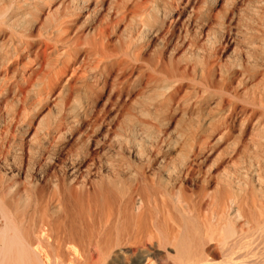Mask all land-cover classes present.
<instances>
[{"label":"rangeland","instance_id":"rangeland-1","mask_svg":"<svg viewBox=\"0 0 264 264\" xmlns=\"http://www.w3.org/2000/svg\"><path fill=\"white\" fill-rule=\"evenodd\" d=\"M137 1L0 0V176L3 182L15 184L12 192L18 199L31 186L34 171L59 177L76 157L84 160L81 170L91 163L96 169L112 163L121 168L132 165L128 169L133 171L140 164L152 176L153 152L167 153L162 163H170L198 149L199 139L211 137L209 163L232 149L237 128L231 139L214 142L202 119L207 110L215 113L219 102L241 109L253 101L245 50L251 0H139L140 5ZM44 43L47 52L40 55L38 66L36 55ZM44 57L47 67L41 66ZM62 63L69 69L61 76L54 74L53 84L45 82L39 90L30 86L32 79L41 77L40 70L54 72ZM72 64L78 65L74 72ZM235 71L245 74L230 77ZM166 72V76L174 74L173 81L163 75ZM67 74L71 82L62 84ZM167 81L174 85H166ZM57 129L62 132L59 136ZM50 152L54 154L47 160Z\"/></svg>","mask_w":264,"mask_h":264},{"label":"bare ground","instance_id":"bare-ground-1","mask_svg":"<svg viewBox=\"0 0 264 264\" xmlns=\"http://www.w3.org/2000/svg\"><path fill=\"white\" fill-rule=\"evenodd\" d=\"M138 1L135 3L140 5ZM97 6V9L102 7ZM103 29L100 33L104 32ZM102 33L100 36L105 32ZM248 38V48L245 49L248 68L247 73L243 71L246 79L252 81L253 95L250 97L253 101L241 109L234 104L225 107L224 102H219L213 108L215 113L205 110L202 119L205 129L214 134V142L231 139L237 128V137L230 140V151L223 153L221 150L216 158L207 163L209 137L207 140L201 138L203 141L199 139L202 143H197L198 149L180 154L177 160L170 163H162L166 162L167 153L153 152L152 176L148 168L146 170L140 164L133 171L128 169L132 165L119 168L112 163L103 169H96L91 163L81 170L84 160L76 157L73 162L70 161L71 164L65 165L59 177L47 175L46 170L34 171L35 176L31 178V186L23 199H18V194L12 192L15 184L3 182L5 178L0 176V264H264V0L250 1ZM100 45L98 48L101 49ZM43 46L36 55L39 56L38 66L40 55L47 52L46 43ZM106 54V57L110 55ZM46 63L47 60L41 66L47 67ZM77 66L72 64L71 72L74 68L77 70ZM210 67L206 69L209 72ZM37 68L35 71L38 73ZM68 69L67 63L58 66L54 72L42 69L41 77L36 75L37 79H32L30 86L39 90L45 82L47 85L56 80L54 74L61 76ZM243 73L235 71L230 77L238 79ZM71 74H67L65 78H68L62 84L71 82ZM171 75H168L169 80L175 78L174 74ZM38 78H41L40 82ZM169 83L174 85L170 81L166 85ZM222 84L226 85L225 82ZM13 87L16 89V86ZM66 92L69 93L68 90ZM65 98L62 99L67 100ZM55 132L58 136L62 134L58 129ZM244 134H247L245 139L242 137ZM50 154L54 153H47L45 158H50Z\"/></svg>","mask_w":264,"mask_h":264}]
</instances>
